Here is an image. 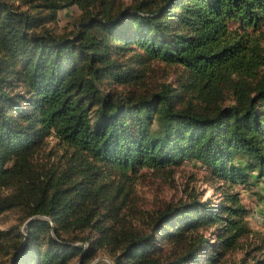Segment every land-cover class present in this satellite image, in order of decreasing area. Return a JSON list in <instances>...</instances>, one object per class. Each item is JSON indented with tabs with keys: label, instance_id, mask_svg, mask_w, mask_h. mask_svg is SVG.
<instances>
[{
	"label": "trees",
	"instance_id": "obj_1",
	"mask_svg": "<svg viewBox=\"0 0 264 264\" xmlns=\"http://www.w3.org/2000/svg\"><path fill=\"white\" fill-rule=\"evenodd\" d=\"M97 1L0 0V217L19 214L0 229V264H91L100 250L111 263L93 264H222L251 233L236 195L190 194L148 231L120 212L142 169L194 160L218 189L264 181V0H137L115 13ZM73 4L77 30L56 36L45 23ZM152 61L185 80L116 91ZM49 137L62 161L37 164Z\"/></svg>",
	"mask_w": 264,
	"mask_h": 264
},
{
	"label": "rangeland",
	"instance_id": "obj_2",
	"mask_svg": "<svg viewBox=\"0 0 264 264\" xmlns=\"http://www.w3.org/2000/svg\"><path fill=\"white\" fill-rule=\"evenodd\" d=\"M104 1L107 6L113 8L112 12L115 13L121 6L131 5L137 0ZM16 3L19 4L18 1ZM97 3L100 1L98 0ZM21 8L25 9V6ZM81 14V9L74 4L63 7L56 12L54 20L45 23V27L56 36L71 35L77 30ZM230 25L234 27V24ZM259 38L264 49V27L260 30ZM263 70L262 68L261 71ZM182 80H185V72L181 66L152 61L146 64L145 78L141 83L135 86H117L116 91L121 93L149 92L157 90L162 84L169 83L177 86ZM220 96V104L227 105L231 102L226 88H223ZM65 149V145L49 137L36 156L35 162L43 165L57 164L62 161ZM250 178L249 186L235 185L232 188L218 189L217 181L209 177L208 171L198 161H184L178 166L163 171L142 169L129 185L128 204L120 215L124 217L127 226L132 225L134 229L141 228L148 231L151 228L148 224L150 216L168 204L187 201L189 195L192 194L201 201L216 205L225 201L226 194L230 193L236 195L237 203L247 210L245 220L251 233L240 239V244L236 249L224 255L222 264H235L240 261L248 263L264 259V181L257 180L255 173H251ZM18 216L19 214L14 210L4 213L0 217V229L4 230L17 224ZM214 231L215 228L212 227L205 230L204 234L212 241ZM76 244H86V242L76 241ZM75 262L76 259L70 264H75ZM95 262L111 263V260L104 250H100L91 264Z\"/></svg>",
	"mask_w": 264,
	"mask_h": 264
}]
</instances>
